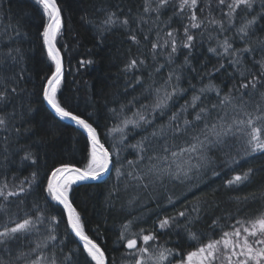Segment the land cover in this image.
<instances>
[{
	"label": "snow or ice",
	"instance_id": "1",
	"mask_svg": "<svg viewBox=\"0 0 264 264\" xmlns=\"http://www.w3.org/2000/svg\"><path fill=\"white\" fill-rule=\"evenodd\" d=\"M33 3L42 13L38 36L49 61L47 72L50 73L42 77L44 82L40 85V95L56 117L72 122L86 135L87 162L83 167L61 162L48 169L42 189L44 206L38 200L34 201L35 211L25 212L23 217L10 211V198H16L20 204L26 203L34 185L39 187V173L32 171L19 183L0 181V264H116L115 258L109 261L102 246L86 234L81 215L70 196L73 185L84 181L104 182L109 178L106 174L110 175L113 169L116 183L106 198L110 206L120 199L121 191L127 197L129 208H147L152 203L159 207L161 198L175 206L179 199L175 195L178 186L194 194L193 200L185 203L175 215L157 218V227L165 235L179 229L176 235L183 243L173 247H168L167 242L161 243L155 230L140 227L139 231H134L143 215L126 218L120 225L118 237L124 242L122 247L127 249L120 257V264H264V191L259 195L261 204L255 211H246L235 217L229 213L224 224H221L220 217H216L205 231H198L196 225L203 218L207 200L204 196L195 195L194 191L200 188V181L209 172L218 177L224 168L236 174L227 178L223 187L236 191L241 185L250 184L257 171L248 167L237 172V166L243 168L241 161L246 164L252 159L264 160V27H256L257 24L264 25V0H143L142 12L137 10L135 15L130 9L125 13L122 9L101 6L96 9L102 14L98 21L82 17L93 23L100 37L113 29H124L128 33L127 39L138 49L141 41L137 29L144 31L143 25L150 21L156 29L155 39L147 34L152 28L143 37L151 44L152 65L146 64L148 57L143 52L131 55L129 49V58L122 69L126 77L132 74V79L126 81L125 90L130 84L140 85L141 94L147 93L151 97L150 103L141 105L131 116L125 114L129 110L127 105L122 104L119 110L110 109L120 124L109 132L121 133L119 145L136 150V159L127 160L126 165L121 160L119 145L106 147L101 141L98 126L58 99L63 76L59 47L64 27L63 8L58 0H33ZM214 3L221 12L220 18L213 15ZM168 7L173 8L172 17L164 22L165 27L162 28L161 13ZM173 17L187 21L183 24L182 35L178 28L169 26ZM133 23L136 28L131 27ZM210 29L218 30L219 35L232 32V36L224 35L223 40L217 39L216 47L208 48L209 53L219 58L218 67L214 66L207 73L209 82L195 91L191 101H186L179 111H173L167 124L154 127L149 135L142 136L135 144L124 145L125 128L129 125L133 128L152 125L153 120L148 117L157 111L165 115V110L170 107L169 101L185 91L179 86L182 79L180 70L191 68L193 72L198 71L192 67L189 58L196 47L197 35L203 36ZM12 31L14 35L0 45V133L4 134L0 137V155L4 160L10 153L9 144L15 142L12 132L15 131L17 136L20 133V128L14 126L15 106L11 113L6 109L25 91L20 85L26 79V56L21 47L26 34L22 36L18 29ZM209 38H213L211 33ZM181 48L188 50L184 54V63L170 68L167 78L157 81L154 74L175 64ZM160 57L166 63H159ZM85 63L92 61H81V65ZM226 64L232 68L228 73L232 84L223 91L212 80L215 79L213 74L225 69ZM146 68H150V83L143 79ZM137 72L140 75H136ZM212 92L217 99L214 102L209 100V106L202 98ZM190 108L192 113H189ZM23 151L21 161L38 165V156L29 148ZM260 171L264 172V167ZM183 196L186 199L187 193ZM233 199L237 204L241 203V197ZM249 199V196L242 198L245 204ZM251 199H257L255 193ZM48 201L63 207L67 229L77 238L79 245L66 250L67 245L58 236V217L47 213ZM68 235L66 231L65 237ZM58 246L60 257L56 252ZM4 254L8 255L7 259L3 258Z\"/></svg>",
	"mask_w": 264,
	"mask_h": 264
},
{
	"label": "trees",
	"instance_id": "2",
	"mask_svg": "<svg viewBox=\"0 0 264 264\" xmlns=\"http://www.w3.org/2000/svg\"><path fill=\"white\" fill-rule=\"evenodd\" d=\"M58 2L63 8L62 19L64 22L63 35L59 38V47L63 58V76L57 92L58 99L66 103L67 107L74 112L90 119L94 126H98L101 141L105 143L106 147L111 148L114 144L119 145L121 133H110L109 130L119 125L120 120L113 115L110 109L119 110L122 104L127 105L129 110L125 114L131 116L132 112H135L141 105L149 104L151 101V97L147 93L141 94L140 85L130 84L125 90L126 81L132 79V74L129 73L126 77L122 69L129 58V49H131V55H136L138 51L143 52L148 57L146 64L152 65L149 51L151 44L143 37L147 30L152 28V31L147 34L151 39H155L156 29L151 21L143 25L144 31L137 29L141 41V47L138 49L131 40L127 39L128 33L124 29H113L100 37L93 23L82 19L87 16L90 20L98 21L102 14L96 9L101 6L116 10L122 9L125 13H128L130 9L131 14L135 15L137 10L142 12L143 0H58ZM256 7L258 9L259 4ZM213 9V15L220 18L221 12L215 3ZM224 11L227 9L225 8ZM172 13V7H168L161 13L160 27H165L164 22L172 17ZM151 15L155 17V13ZM239 22V20L236 21L237 24ZM41 23L42 13L36 8L33 0H0V45L6 43L14 35L13 29L20 30L22 36L26 34L21 43L26 56L24 64L26 79L20 85L25 91L18 98L13 99L6 109L8 113H11L15 106L14 126L20 128V133L17 136L15 131L12 132L15 142L9 144L8 159L4 160L0 155V181L19 183L20 180L30 176L32 171L39 173L37 180L39 187L34 185V190L27 198L26 203L20 204L16 198H10L12 201L10 211L19 217H23L25 212H34L33 202L36 200L42 207L44 206L42 189L46 184L45 173L48 169L61 162L72 163L80 167H83L87 162L86 136L76 127L56 117L46 107L40 95V85L44 82L42 77L50 74L47 72L49 61L38 36ZM184 23L187 21L181 20L180 17H173L169 26L178 28L182 35ZM131 27L136 28L135 23ZM256 27L261 28L264 25L257 24ZM193 31L198 33L200 30ZM209 33H211L212 39L209 38ZM224 35L231 37L232 32ZM224 35H219L218 30L212 29L205 32L203 36L197 35L196 47L189 59L192 67L198 71L193 72L191 68L180 70L182 79L179 86L185 91L178 93L173 100L169 101L170 107L165 110V115H161L157 111L148 117L153 120L152 125H142L138 128L129 125L125 128L124 145L135 144L142 136L149 135L154 127H159L162 123L167 124L172 112L179 111L186 101H191L195 91L209 82L210 77L207 73L211 72L214 66L218 67L219 58L209 53L208 48L216 47L217 39L223 40ZM238 43L237 41L236 46ZM3 50L6 51V49ZM187 51L181 48L175 58V64L166 66L160 73L154 74V78L157 81H160L162 77L167 78L170 68L184 63V54ZM82 60H91L92 63L81 65ZM159 63H166V61L160 57ZM149 70L150 68H146L143 71V79L147 83L151 82L148 76ZM231 71V66L226 64L225 69L213 74L215 79L212 80V83L218 85L223 91H227V88L232 84L231 77L228 75ZM136 75H140V73L137 72ZM133 88L136 90L133 91ZM133 97L136 99L133 100ZM216 99L214 92L207 93L202 98L205 104H209V100L214 102ZM129 101L132 103L130 104ZM189 113H192L191 108ZM188 118L191 119V115ZM3 135L0 133V137ZM119 146L121 147L120 157L125 165L127 160L136 159L135 149ZM24 148H29L38 156V165H31L29 161H21ZM17 149L20 150L17 151ZM113 160H115V156H113ZM241 163L243 168L237 166V172L247 170L248 167L257 170L250 184L241 185L236 191L224 188V181L236 174L224 168L218 177H213L209 172L200 181V188L194 190L195 195L204 196L207 200L202 213L203 218L196 225L198 231L207 230L212 219L216 217H220L221 224H224L229 213L234 217L242 216L244 212L255 211L260 207L259 195L261 191H264V172H261L260 169L264 167V160L252 159L249 163L245 164L243 161ZM108 177L104 182L99 183L78 182L73 185L70 196L73 206L81 215L86 234L102 246L109 261L115 258L116 264H120L121 255L127 251L122 247L124 242L118 239L120 225L126 218L133 216L143 215V220L134 231H139L140 227L155 230L160 236V242H167L168 247L183 243L181 237L176 235L179 229H173L168 235H165L158 229L156 222L158 217L175 215L185 203L192 201L193 191L178 186L175 189V195L179 199L175 206L167 204L161 198L159 207L152 203L147 208L139 206L129 208L127 197L121 191L120 199L115 200L114 206H110L106 198L111 186L116 183L114 169ZM185 192L187 193L186 199L183 196ZM253 193L257 196L255 201L251 199ZM237 196L241 197L240 204H237L233 199ZM244 196L250 197L247 204L242 200ZM237 209L240 211L237 212ZM47 213L58 217V236L67 245L66 250L79 245L77 239L67 229L63 207L48 201ZM66 231L69 233L67 237H65ZM184 239L186 240V237ZM56 252L58 257L62 255L59 246ZM13 254H15V248ZM3 258L7 259L8 255L4 254Z\"/></svg>",
	"mask_w": 264,
	"mask_h": 264
},
{
	"label": "water",
	"instance_id": "3",
	"mask_svg": "<svg viewBox=\"0 0 264 264\" xmlns=\"http://www.w3.org/2000/svg\"><path fill=\"white\" fill-rule=\"evenodd\" d=\"M61 57H62V55H61ZM62 64H63V58H62ZM45 103V105H46V107L55 115V113L51 110V108L46 104V102H44ZM64 121H66V122H68L69 124H71L72 126H74V127H76L75 126V124H73L72 122H70V121H68V120H64ZM80 131H82V130H80ZM86 136V135H85ZM109 174H106V176H108ZM84 182H88V183H99V181H96V182H93V181H84ZM64 214H65V220H66V224H67V216H66V213L64 212ZM69 231H70V229H69ZM74 236V235H73ZM75 237V236H74ZM76 238V237H75ZM77 239V238H76ZM78 241V240H77ZM79 242V241H78Z\"/></svg>",
	"mask_w": 264,
	"mask_h": 264
},
{
	"label": "rangeland",
	"instance_id": "4",
	"mask_svg": "<svg viewBox=\"0 0 264 264\" xmlns=\"http://www.w3.org/2000/svg\"><path fill=\"white\" fill-rule=\"evenodd\" d=\"M182 189H184V188H182Z\"/></svg>",
	"mask_w": 264,
	"mask_h": 264
},
{
	"label": "flooded vegetation",
	"instance_id": "5",
	"mask_svg": "<svg viewBox=\"0 0 264 264\" xmlns=\"http://www.w3.org/2000/svg\"><path fill=\"white\" fill-rule=\"evenodd\" d=\"M159 235V234H158Z\"/></svg>",
	"mask_w": 264,
	"mask_h": 264
}]
</instances>
